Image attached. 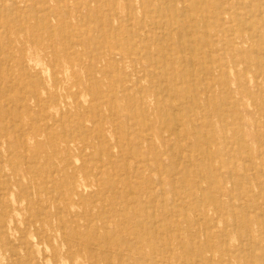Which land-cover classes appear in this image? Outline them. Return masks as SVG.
I'll return each instance as SVG.
<instances>
[{
    "label": "bare ground",
    "instance_id": "bare-ground-1",
    "mask_svg": "<svg viewBox=\"0 0 264 264\" xmlns=\"http://www.w3.org/2000/svg\"><path fill=\"white\" fill-rule=\"evenodd\" d=\"M254 35L264 0H0V264H264Z\"/></svg>",
    "mask_w": 264,
    "mask_h": 264
},
{
    "label": "rangeland",
    "instance_id": "rangeland-1",
    "mask_svg": "<svg viewBox=\"0 0 264 264\" xmlns=\"http://www.w3.org/2000/svg\"><path fill=\"white\" fill-rule=\"evenodd\" d=\"M261 42L262 43L264 42V37L258 36V35H254V36H252L251 42H249V43H250V45H252L256 49L258 47V44H260ZM244 46H245V48H247V45H244ZM257 52L258 53H256V55H258L259 57H264V53L262 54V53H260V51H257ZM235 63H237L236 70L234 72L229 73L230 76L228 78L230 83H231L232 89L236 91V88L238 86V75H239V77L246 76L247 79L245 81L247 82V85L250 88L251 92H253L255 94L257 92V93H260V94L264 95V70H263L264 67L262 68L261 72H259L257 70L258 69L257 65L254 64V63H248L249 66H251V67H249L247 62H245V61H243V60H241L239 58L235 59ZM254 65L257 68H255ZM250 69H251V71H250ZM246 72H247V74H246ZM255 81L258 82L257 85L255 84ZM235 95L240 97V94H236L235 93ZM247 99L248 100L245 99V101H243L242 104L240 103L238 108H237V111L239 110V112H238L239 113V117L242 118L241 121L250 120L252 118L262 121L263 120L262 115H261L262 109L255 102V101H257L255 96H253L252 98H247ZM261 121H260V123H261ZM257 131L259 132L261 137H264V128L263 127L259 126ZM252 140L253 139H250V137H248L247 142L250 144L252 150L254 151V152H252L253 153L252 155L256 156L257 154H256V149L255 148H258L259 145L254 140L253 141ZM248 173H249V175L252 176L250 171ZM257 238L262 239L263 236H257ZM242 239H244V237H242ZM263 244H264V241H263ZM256 254H257V256L261 255L260 251H258V252L256 251Z\"/></svg>",
    "mask_w": 264,
    "mask_h": 264
}]
</instances>
